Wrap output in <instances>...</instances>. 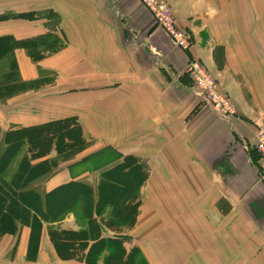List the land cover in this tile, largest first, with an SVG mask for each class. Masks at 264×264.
Here are the masks:
<instances>
[{"label": "crops", "instance_id": "0c3cea01", "mask_svg": "<svg viewBox=\"0 0 264 264\" xmlns=\"http://www.w3.org/2000/svg\"><path fill=\"white\" fill-rule=\"evenodd\" d=\"M167 1L189 49L173 45L141 0H0V36L59 41L37 58L16 48L26 86L0 101L1 130L78 122L88 146L60 162L44 192L72 180L97 185L104 170L136 158L147 177L135 223L104 235L127 236L146 264H264L255 141L264 129V0ZM194 60L230 94L234 114L199 96L187 72ZM56 156L54 147L33 160ZM85 227L74 212L54 222L0 216V264H87L88 249L63 257L50 233Z\"/></svg>", "mask_w": 264, "mask_h": 264}, {"label": "trees", "instance_id": "16d2710c", "mask_svg": "<svg viewBox=\"0 0 264 264\" xmlns=\"http://www.w3.org/2000/svg\"><path fill=\"white\" fill-rule=\"evenodd\" d=\"M51 37L18 40L10 35L0 36V101L26 86L19 77L16 48H26L33 58H37L43 55V50L59 45L58 39ZM25 145L28 146L26 150ZM87 146L78 122L70 118L6 132L0 127V216L13 219L18 215L25 221L54 222L63 219L68 212H74L79 221H85V228L50 231L60 255L69 258L67 254L88 249L85 254L87 264H96L104 252H107L104 264H136V258L139 264H146L138 247L126 248L127 236L104 235L107 230L122 232L135 223L140 186L147 177L136 158L127 156L104 170L97 185L72 180L52 191L42 190L41 183L59 168L61 161ZM54 147L55 158L34 162L33 159L46 157ZM18 156L21 157L19 160Z\"/></svg>", "mask_w": 264, "mask_h": 264}, {"label": "built area", "instance_id": "2783aa9c", "mask_svg": "<svg viewBox=\"0 0 264 264\" xmlns=\"http://www.w3.org/2000/svg\"><path fill=\"white\" fill-rule=\"evenodd\" d=\"M148 10L156 18L172 42L181 48H189L191 34L178 25L174 12L166 0H142ZM187 72L194 79L197 92L202 100L213 106L220 115L226 117L235 113L231 97L221 90L213 76L198 62H192ZM256 148L261 159L260 165L264 170V130L258 131Z\"/></svg>", "mask_w": 264, "mask_h": 264}, {"label": "rangeland", "instance_id": "374dc122", "mask_svg": "<svg viewBox=\"0 0 264 264\" xmlns=\"http://www.w3.org/2000/svg\"><path fill=\"white\" fill-rule=\"evenodd\" d=\"M142 1V0H141ZM167 1V0H166ZM168 2V1H167ZM142 3L144 4V2L142 1ZM169 3V5L171 6V8H172V10H173V12H174V15L176 16V14H175V11H174V8H173V6H172V4L170 3V2H168ZM145 5V4H144ZM153 15V14H152ZM153 18H154V22H155V24H156V26L159 28V29H161L162 31H164L163 30V28L159 25V23L157 22V20H156V18L153 16ZM176 19H177V17H176ZM178 21V20H177ZM187 31V30H186ZM165 32V31H164ZM165 34H166V32H165ZM167 35V34H166ZM169 37V36H168ZM169 39H170V37H169ZM171 40V39H170ZM171 42H172V40H171ZM191 42H192V37H191ZM173 43V42H172ZM173 45H175V46H177L176 44H174L173 43ZM191 46V45H190ZM177 47H179V46H177ZM181 48V47H180ZM190 48V47H189ZM189 48H182V49H189ZM192 62H197V61H191L190 62V64L192 63ZM199 63V62H198ZM189 64V65H190ZM200 64H201V62H200ZM188 65V66H189ZM202 66H203V64H201ZM204 67V66H203ZM213 76V78H214V80L218 83L219 81H218V79L214 76V75H212ZM193 79V78H192ZM193 82H194V84H195V81H194V79H193ZM219 84V83H218ZM195 86H196V84H195ZM219 86H220V88H222V86H221V84H219ZM196 91H197V86H196ZM224 92H226V94L228 95V96H230V94L226 91V90H224ZM231 97V96H230ZM206 102V101H205ZM207 103V102H206ZM208 105H210L209 103H207ZM211 106V105H210ZM213 107V106H212ZM214 108V107H213ZM262 129V128H261ZM260 129V130H261ZM264 130V129H263ZM256 140H257V137H256ZM255 140V141H256ZM110 183V182H109ZM111 183L112 184H114L115 186H117V187H122V185L120 184V183H118V182H115V181H111ZM123 231H125V230H123ZM219 264V263H218Z\"/></svg>", "mask_w": 264, "mask_h": 264}]
</instances>
